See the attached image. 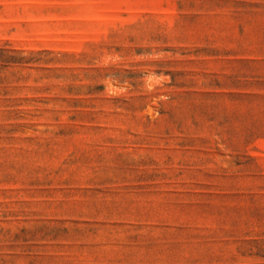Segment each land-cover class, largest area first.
Returning a JSON list of instances; mask_svg holds the SVG:
<instances>
[{"label": "rangeland", "instance_id": "rangeland-1", "mask_svg": "<svg viewBox=\"0 0 264 264\" xmlns=\"http://www.w3.org/2000/svg\"><path fill=\"white\" fill-rule=\"evenodd\" d=\"M0 264H264V0H0Z\"/></svg>", "mask_w": 264, "mask_h": 264}]
</instances>
